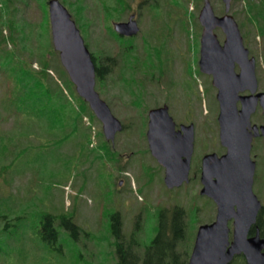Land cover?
I'll list each match as a JSON object with an SVG mask.
<instances>
[{"label":"rangeland","instance_id":"1","mask_svg":"<svg viewBox=\"0 0 264 264\" xmlns=\"http://www.w3.org/2000/svg\"><path fill=\"white\" fill-rule=\"evenodd\" d=\"M60 1L96 61L101 63L105 56L115 59L112 72L101 81L97 79L95 88L125 128L113 143L106 141L101 123L88 109L84 114L95 129L91 140L89 128L83 119L79 121L85 104L74 95L61 113L21 118L8 115L7 74L0 69V101L4 100V106L0 104V264H115L112 214L120 213L126 239L135 229L134 239L144 245L155 234L158 209L173 205L186 210L187 233L193 244L197 227L214 220L215 206L198 194L200 184L164 185L163 169L148 150L145 131L150 108L166 102L172 104L173 113L183 97L181 106L186 107L189 100L185 95L198 83L192 98L199 108L197 140L205 145L201 155L223 152L216 121L218 107L206 88L209 77L200 72L196 75L190 63L186 68L188 61H194L193 44L201 32L197 16L202 0ZM47 2L0 0L14 21L11 32L0 15V33L6 41L25 45V49L32 46L36 55L43 54L51 40L49 19V35L43 27ZM262 2L232 0L229 13L238 24L245 47L257 58V76L264 90V28L258 29L255 22L264 20ZM210 3L216 15L223 14L222 0ZM253 4L261 14L254 12ZM132 13L138 32L131 37L114 33L113 24L126 21ZM215 33L222 42V31L215 29ZM196 66L194 61L195 70ZM54 71L68 83L61 65ZM45 102L55 103L53 99ZM45 213L71 214L82 227L78 238L73 239L57 220L56 247L47 244L39 233Z\"/></svg>","mask_w":264,"mask_h":264},{"label":"water","instance_id":"2","mask_svg":"<svg viewBox=\"0 0 264 264\" xmlns=\"http://www.w3.org/2000/svg\"><path fill=\"white\" fill-rule=\"evenodd\" d=\"M225 14L217 16L209 0H203L198 18L203 27L201 33V70L213 75L218 87L219 139L226 152L217 155L207 153L202 158L200 194L210 197L216 204L215 219L200 224L197 228L188 264H228L235 254L243 252L246 264H264V238L255 235L247 238L249 226L255 222L260 201L252 190L254 161L250 158L252 135H257V126L251 125L250 117L256 107L257 95L238 96L232 86L234 61L243 62L247 49L234 18L228 13L231 0H222ZM48 12L52 44L77 93L84 98L102 123L104 136L113 141L122 124L107 103L95 90V64L84 39L72 19L70 12L60 0H48ZM221 27L225 40L221 45L213 29ZM114 30L122 35H133L139 30L134 14L126 21L113 24ZM248 71H242L236 79L251 82L254 90L255 77L252 61L247 60ZM245 67H242L244 70ZM261 103L264 110V93ZM240 100V109L236 101ZM146 137L151 154L164 166V183L169 187L179 186L188 180L189 159L193 146V135L185 130L180 135L165 106L148 112ZM191 127V126H190ZM253 129V133L249 128ZM264 134V124L260 126ZM183 156V158H182ZM232 219V239L229 240L228 221Z\"/></svg>","mask_w":264,"mask_h":264},{"label":"trees","instance_id":"3","mask_svg":"<svg viewBox=\"0 0 264 264\" xmlns=\"http://www.w3.org/2000/svg\"><path fill=\"white\" fill-rule=\"evenodd\" d=\"M262 4L264 6V2ZM252 6L255 7L254 12L256 14H261L262 11L257 4ZM247 7H251V5L247 4ZM5 10L6 4H0V15H4L3 24L12 32L14 21L9 17L8 13L6 15ZM106 12L108 13L109 10H106ZM45 17L46 25L42 26L45 27L44 30L49 35L47 14ZM258 23L260 26L261 22L259 21ZM1 31L2 29L0 28ZM22 31L23 29H20V33L23 36ZM12 35L13 33L9 34V38ZM92 58L96 65V78L101 81L107 74L112 72L115 59L112 56H105L103 61L98 63L93 55ZM58 65H61L58 53L54 49L51 40L48 42L47 50L43 54L36 55L32 46L30 49H25V45L16 44L13 40L6 41V37L0 33V69L2 73L7 74V79L4 81L6 87L5 109L8 115L21 118L38 117L48 112H64L67 105L65 104L66 101L69 97L72 98V95L76 97L77 94L69 77L68 83L65 84L55 74L54 68ZM51 99L55 103L45 102L47 100L51 101ZM1 103L4 106L3 99L0 101ZM84 104V110L79 114V121L89 109L85 102ZM156 215L155 234L147 244L142 245L133 237L135 236V229L131 232L130 237L126 239L120 213L115 212L112 214L110 228L115 239L113 241L116 253L115 264L188 263L192 241L191 239L189 240L187 233L186 210L182 206L173 205L170 208L158 209ZM57 220L73 239H77L79 232L82 230V227L73 220L71 214L45 213L41 215L40 236L53 248L56 247L58 238V230L54 224ZM136 226L135 228L137 229Z\"/></svg>","mask_w":264,"mask_h":264},{"label":"flooded vegetation","instance_id":"4","mask_svg":"<svg viewBox=\"0 0 264 264\" xmlns=\"http://www.w3.org/2000/svg\"><path fill=\"white\" fill-rule=\"evenodd\" d=\"M195 46L194 48V58L193 60L195 61V63L197 64L196 66V70L193 67V63L194 61L191 62H187L186 63V68L190 67L188 63H190L191 69H194V72L196 75L200 73L206 75L209 77V85H206L207 88V92L211 93L213 96L214 101L217 104L218 107V112H219V101L217 99V92H218V87L213 83V75L210 73H206L203 72L200 69V64H199V60H200V42L199 39L193 44ZM247 58L246 61L243 62H238V61H234L232 64V74L235 76V79L232 82V86L235 87L237 89V95L238 96H247V95H257L256 98V107L254 112L251 114V125H255L257 126L259 133L257 135H252L251 138V146H250V157L251 159L254 161V171H253V179H252V190L254 192V194L256 195L257 199L260 201L261 203V207L259 208L257 215H256V219L255 222H253L247 231V238H253L255 235L258 234V236L260 238H264V225H263V221H264V213H263V207H264V134L261 133L260 131V126L264 124V110H263V105L261 103V95L259 93H264L263 88L261 87V84L259 82L258 76H257V58L251 54V51L247 48ZM252 61V70L254 73V77H255V85H254V90H251V82L248 80H244L241 79V81H239L238 79H236V75L238 76V74H240L242 71H248L249 69V62L247 60ZM242 67L245 69L242 70ZM199 84L194 83L195 89L194 91L191 93H187V95H185V98L187 100H189V102H185L186 107H182L181 103L183 102L184 104V97L181 100L180 105H176V110H174V112L172 113L170 110L169 105H172L169 103V105L164 102L162 105L160 106H155L152 108H156V107H163L165 106L167 109V112L169 114V116H171L173 122H174V129L175 131H177L180 135H184L185 130L187 131V133L192 130V135H193V146H192V152L190 155V159H189V169H188V180L184 181L182 184L184 183H190V182H195L196 184H200L202 186V182H201V171H202V158L206 153L209 152H203L202 153V149L205 147L204 143L203 145H201L199 143V141L197 140V121H196V117L199 115V108L196 107L192 96H195V92H197V86ZM241 101L237 100L236 101V107L237 109L241 108ZM151 109V108H150ZM149 109V110H150ZM147 111V116H146V121H147V125H148V121H149V117H148V112ZM255 115H259L260 118L259 119H255L254 116ZM216 121H217V117H216ZM218 123V122H217ZM218 125V124H217ZM191 126V127H190ZM249 130L253 133V129L248 127ZM147 142V147H148V141L146 139ZM219 144L220 143V139H219ZM201 146L202 149H201ZM222 146V145H221ZM198 148H200V151L197 152ZM223 148V152H221V154H223L224 152H226V147L222 146ZM220 153L218 155H221ZM201 155V156H200ZM200 156V158H199ZM183 158V156H182ZM163 169V173H164V166L160 165ZM182 184H180L179 186H181ZM178 187V186H176ZM174 188V187H171ZM211 202L214 204V206L216 207V204L214 203L213 200H211ZM215 213H216V208H215ZM215 218V216H214ZM229 223V227H232V219H230L228 221ZM232 229V228H231ZM229 238H232V232H230L229 234ZM262 252H264V246L261 249ZM237 256H235L233 258V260L236 258ZM239 262L240 264H246V257L245 254L243 252H241L239 255ZM238 262V261H237ZM236 262V264H237Z\"/></svg>","mask_w":264,"mask_h":264}]
</instances>
